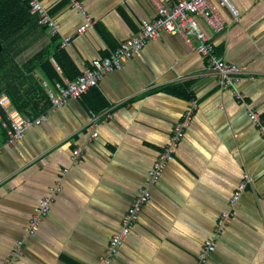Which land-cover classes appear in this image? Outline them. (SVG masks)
Listing matches in <instances>:
<instances>
[{"label":"crops","instance_id":"1","mask_svg":"<svg viewBox=\"0 0 264 264\" xmlns=\"http://www.w3.org/2000/svg\"><path fill=\"white\" fill-rule=\"evenodd\" d=\"M38 1L58 34L51 36L33 18L9 43L8 63L24 69L49 50L60 82L81 76L156 17L148 0ZM74 1L95 22L81 36L77 31L84 18ZM212 2L225 29L214 33L201 19L198 26L217 57L244 69L234 89L241 100L221 88L207 70L206 57L179 35L162 33L82 100L57 109L49 102L41 113L45 120L26 129L15 147L6 145L0 125V264L24 237L38 200L56 185L61 191L38 231L25 237L14 264H98L148 170L193 103L174 157L150 187L149 201L111 264H197L246 176L239 205L207 264H264V139L248 117L257 113L264 125V0H230L237 16L219 0ZM68 38L72 41L62 48ZM33 74L40 79L37 71ZM101 102L104 107L94 109ZM78 148L82 156L73 163Z\"/></svg>","mask_w":264,"mask_h":264},{"label":"built area","instance_id":"2","mask_svg":"<svg viewBox=\"0 0 264 264\" xmlns=\"http://www.w3.org/2000/svg\"><path fill=\"white\" fill-rule=\"evenodd\" d=\"M148 1L154 8L156 17L152 22H143L140 25L138 35L121 43L107 58L93 61L90 68L83 71L82 75L75 80L57 82L53 87H49L46 83H43V86L47 90V97L51 108L57 109L66 106L71 100H82L90 91L98 88L106 76L121 70L126 62L134 56H138L146 45L158 39L162 33H174L183 38L192 50L206 57L207 70L216 76L221 88H229L234 91L245 73L244 69L236 64L227 62L223 58L217 57L213 45L198 26V19H201L214 33H220L225 29L224 18L219 13L216 4L212 0H177L170 4H165L161 0ZM219 2L221 5L227 6L237 16V10L230 0H219ZM74 6L81 11L84 18L83 26L77 31V35L81 36L93 29L95 22L84 11L79 2L74 1ZM29 7L30 13L35 17L37 25L47 29L51 36H56L58 28L43 5L38 0H30ZM71 41L72 38L65 39L61 47L66 48ZM194 41L197 42L196 46L193 45ZM234 92L235 97L241 100L242 96L236 91ZM0 106L6 115V119L0 116V125L6 133V145L9 147H15L22 141L26 129L40 125L46 118L45 114H41L36 118H29L19 114L7 101L5 95L0 97ZM194 108L195 103L184 114L182 121L172 130L168 143L148 170L143 185L138 188L135 198L121 218L119 231L110 238L105 254L98 259V264H111L118 254L131 229L137 223L142 208L150 199V187L158 182L167 163L174 157L176 148L182 141L185 129L188 128L192 119ZM107 116H111V114L108 113ZM248 117L259 128V134L264 139V125L261 124L259 115L249 112ZM96 118L97 113L93 112V124H95ZM96 135V133H93V137H96ZM81 154L82 150L80 148L74 151L73 163L79 162ZM246 182H249V176L245 177V182L240 185L239 190L233 195L230 201V210L224 211L221 214L214 237L206 243L205 248L199 254L197 264H207L210 257L216 252L217 242L224 235L227 225L233 218V209L239 205L241 196L246 188ZM61 188L60 185L50 188L49 194L38 200L29 219L28 226L25 229L24 237L17 240L11 256L2 264H14L22 255L25 237L33 236L38 231L40 224L49 213L54 197L61 191Z\"/></svg>","mask_w":264,"mask_h":264},{"label":"trees","instance_id":"3","mask_svg":"<svg viewBox=\"0 0 264 264\" xmlns=\"http://www.w3.org/2000/svg\"><path fill=\"white\" fill-rule=\"evenodd\" d=\"M29 2L30 0H0V42L4 48L0 55V95L5 93L21 114L35 118L45 111L49 103L41 80L52 87L60 82V77L50 63L49 50L40 52L25 66L26 74L25 68L20 69L8 63L10 53L6 50V44L16 38L35 18L30 13ZM34 71L39 73L40 79L33 74ZM102 107V102L98 108L91 106L96 110ZM0 115H4L1 107Z\"/></svg>","mask_w":264,"mask_h":264},{"label":"water","instance_id":"4","mask_svg":"<svg viewBox=\"0 0 264 264\" xmlns=\"http://www.w3.org/2000/svg\"><path fill=\"white\" fill-rule=\"evenodd\" d=\"M3 50H4L3 45H2V43L0 42V55L2 54Z\"/></svg>","mask_w":264,"mask_h":264},{"label":"rangeland","instance_id":"5","mask_svg":"<svg viewBox=\"0 0 264 264\" xmlns=\"http://www.w3.org/2000/svg\"><path fill=\"white\" fill-rule=\"evenodd\" d=\"M6 50H7V52H9L10 51V46H9V44H6Z\"/></svg>","mask_w":264,"mask_h":264}]
</instances>
